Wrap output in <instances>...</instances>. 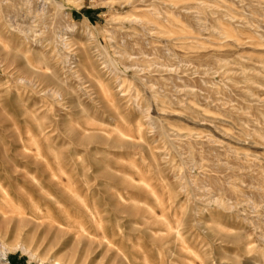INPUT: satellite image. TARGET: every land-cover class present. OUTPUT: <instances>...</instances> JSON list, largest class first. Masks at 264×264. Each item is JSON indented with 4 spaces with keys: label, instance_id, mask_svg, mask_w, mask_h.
Instances as JSON below:
<instances>
[{
    "label": "rangeland",
    "instance_id": "1",
    "mask_svg": "<svg viewBox=\"0 0 264 264\" xmlns=\"http://www.w3.org/2000/svg\"><path fill=\"white\" fill-rule=\"evenodd\" d=\"M0 264H264V0H0Z\"/></svg>",
    "mask_w": 264,
    "mask_h": 264
},
{
    "label": "bare ground",
    "instance_id": "2",
    "mask_svg": "<svg viewBox=\"0 0 264 264\" xmlns=\"http://www.w3.org/2000/svg\"><path fill=\"white\" fill-rule=\"evenodd\" d=\"M0 260H2V261H5L6 260V258L4 257V255H1V259Z\"/></svg>",
    "mask_w": 264,
    "mask_h": 264
}]
</instances>
